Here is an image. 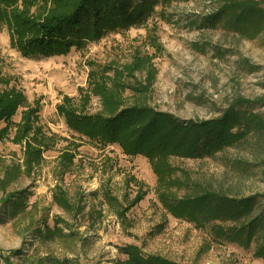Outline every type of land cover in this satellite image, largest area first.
Segmentation results:
<instances>
[{"label":"rangeland","instance_id":"rangeland-1","mask_svg":"<svg viewBox=\"0 0 264 264\" xmlns=\"http://www.w3.org/2000/svg\"><path fill=\"white\" fill-rule=\"evenodd\" d=\"M224 2L160 0L143 25L48 58L22 56L0 23L1 86L27 98L0 138V252L12 264H127L123 248L130 245L179 264H264L254 244L245 249L219 241L208 226L173 217L158 198L157 176L145 156L80 135L58 110L68 98L80 110L102 111L93 91L100 84L124 105L142 102L182 119L217 117L238 97L256 100L251 110L264 118V27L245 36L224 17L207 21ZM28 108L32 128L19 134ZM15 135L40 140V157L29 156ZM173 164L182 180L264 194V138ZM60 190L74 207L54 200ZM16 249L21 253L12 256Z\"/></svg>","mask_w":264,"mask_h":264},{"label":"trees","instance_id":"trees-1","mask_svg":"<svg viewBox=\"0 0 264 264\" xmlns=\"http://www.w3.org/2000/svg\"><path fill=\"white\" fill-rule=\"evenodd\" d=\"M159 3L160 0H0V23L7 25L10 45L22 56L48 58L81 49L110 32L141 26ZM218 14L206 20L214 22L216 17H224V24L241 35L256 34L264 27V5L259 0H225ZM4 83L0 68V123L6 122L0 128V138L10 128L18 108L27 103L22 92L2 88ZM93 91L103 100L102 111L80 110L68 98L58 106L69 128L102 145L117 144L127 155L145 156L157 176L158 198L173 217L201 228L208 226L216 240L245 249L254 244V255L264 261V194H232L188 176L182 180L176 175L179 168L173 164L176 158H212L228 148L244 146L254 136L264 138V118L251 110L256 100L238 97L219 116L197 120L182 119L142 102L124 105L106 85L98 84ZM28 110L17 123L19 134L32 128ZM13 140L23 144L34 160L40 157V140L20 135ZM62 193L57 191L54 200L65 209L74 207ZM104 193L112 198L111 193ZM144 194L138 193L133 205ZM51 233L48 230L45 237ZM11 252L17 256L21 250ZM123 252L128 256L127 264H179L158 255L138 253L131 245ZM67 262L65 259L55 264Z\"/></svg>","mask_w":264,"mask_h":264},{"label":"built area","instance_id":"built-area-1","mask_svg":"<svg viewBox=\"0 0 264 264\" xmlns=\"http://www.w3.org/2000/svg\"><path fill=\"white\" fill-rule=\"evenodd\" d=\"M12 257L7 255V253L0 252V264H12Z\"/></svg>","mask_w":264,"mask_h":264}]
</instances>
